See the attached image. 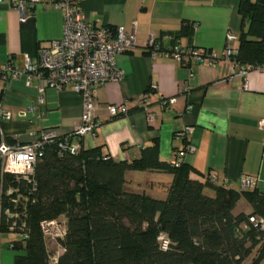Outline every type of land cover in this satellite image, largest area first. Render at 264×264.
I'll use <instances>...</instances> for the list:
<instances>
[{
	"label": "crops",
	"instance_id": "1",
	"mask_svg": "<svg viewBox=\"0 0 264 264\" xmlns=\"http://www.w3.org/2000/svg\"><path fill=\"white\" fill-rule=\"evenodd\" d=\"M19 1V0H16ZM51 0H24L25 17L12 0H0V63L11 61L22 66L27 59L36 61L38 50L63 32V12L52 7ZM85 19L95 26L122 27L135 31L136 46L118 53L116 65L124 71L119 82H106L96 89V120L93 134L83 137V149L101 146L114 162L138 159L141 150L158 143L159 160L171 163L175 151L190 145L192 152L182 156L189 166L188 178L205 183L214 175L220 185L238 189L240 177L264 186V66L250 68L245 76L242 66L225 56L227 42L238 48L242 22L240 0H77ZM255 1V0H252ZM182 26L190 32L177 36ZM228 35L234 39L227 41ZM151 36L159 45L154 51L146 45ZM194 47L209 50L216 62H193L190 67L175 60L170 53L177 48ZM5 85V88H3ZM38 81L30 85L25 77L7 75L0 80L3 89L0 108L10 110L9 120L0 121V137L8 144L30 142L32 133L44 128L65 135L81 123L82 100L71 88H46L44 105L36 100ZM156 88H150L151 86ZM148 112L140 99L146 91ZM175 97L164 106L163 98ZM33 103L26 118L19 113ZM126 103L127 115L110 117L108 104ZM148 113H152L149 120ZM185 126L193 131L185 138L176 134ZM158 170L126 171L125 189L129 182ZM211 184V183H210ZM214 191L204 188L203 193ZM137 193V192H136ZM148 195V194H147ZM208 195V194H207ZM10 233H0V264H13V249L8 247Z\"/></svg>",
	"mask_w": 264,
	"mask_h": 264
},
{
	"label": "trees",
	"instance_id": "2",
	"mask_svg": "<svg viewBox=\"0 0 264 264\" xmlns=\"http://www.w3.org/2000/svg\"><path fill=\"white\" fill-rule=\"evenodd\" d=\"M239 10L246 25L230 60L264 66V3L240 0ZM189 33L182 26L177 36ZM158 153L154 141L138 159L117 163L101 146L59 155L50 144L28 179L2 172L0 164V233L11 234L13 264H260L264 232L248 218L264 215V188L200 183L188 178V165L162 162ZM131 170L172 174L166 199L127 191L124 174ZM15 188L25 201L15 203L8 193ZM241 196L250 212L234 211ZM60 217L65 228L55 240L62 251L51 262L43 223ZM160 232L169 238L166 250L157 241Z\"/></svg>",
	"mask_w": 264,
	"mask_h": 264
},
{
	"label": "built area",
	"instance_id": "3",
	"mask_svg": "<svg viewBox=\"0 0 264 264\" xmlns=\"http://www.w3.org/2000/svg\"><path fill=\"white\" fill-rule=\"evenodd\" d=\"M36 0H30L31 5ZM13 5L20 11L21 18L25 17L24 0H12ZM52 7L61 9L63 12V32L59 39L52 40L48 45L39 48L36 61H27L22 66H15L11 61L0 63V80H5L7 75L12 77H25V82L30 85L36 79V100L42 107L44 105V92L46 88L62 90L71 88L77 92L82 100V113L80 125L68 134L60 135L54 129L44 128L32 133L30 142H18L8 144L1 134L0 137V164L4 173L28 179L32 176L36 163L44 156L45 148L50 144H56L58 154L69 152L78 154L83 149V137L93 134L99 123L96 120L97 102L95 100L96 89L109 81L119 82L124 78V71L116 65L115 57L118 53L132 50L136 46L135 31L125 32L122 27L95 26L85 19L77 0H51ZM234 39L228 35L227 41ZM146 45L155 53L159 45L149 36ZM237 52L227 42L225 56L230 57ZM170 55L177 61L190 67L189 76H193L191 67L193 62L206 61L209 64L216 62V57L209 50H201L194 47L174 49ZM253 66H246L239 71L245 76ZM150 88H156L151 86ZM147 90L141 97L140 104L143 111L148 112ZM175 97L163 98V105H171ZM34 109V104L26 106L19 113L20 117L26 118L27 114ZM106 109L110 117L127 115L129 108L126 103L108 104ZM13 113L10 110L0 108V121L9 120ZM152 120V113H148ZM259 128L264 131V119L259 122ZM193 128L185 126L177 132L178 137L185 138ZM194 148L190 145L182 151H175L171 164L178 166L182 163V156L186 152H192ZM206 182L215 184L216 177L208 175ZM228 181L224 180L219 186L228 189ZM256 183L248 177H240L238 189H253ZM264 186V184H262ZM249 222L264 232V215H250ZM54 224L55 221L43 224ZM45 232V230H44ZM22 235L21 233H16ZM157 241L162 250L169 247L170 241L164 232H160Z\"/></svg>",
	"mask_w": 264,
	"mask_h": 264
},
{
	"label": "rangeland",
	"instance_id": "4",
	"mask_svg": "<svg viewBox=\"0 0 264 264\" xmlns=\"http://www.w3.org/2000/svg\"><path fill=\"white\" fill-rule=\"evenodd\" d=\"M173 176L170 173L160 172V173H147L144 176L129 182L133 191L142 194H148L149 196L164 200L167 197V187L172 183ZM13 193L15 203L25 201V194L21 192V190L15 188L13 190H9L8 193ZM208 195H211V191H206ZM235 212L244 211L250 212L251 206L247 200L243 196L239 197L236 202ZM17 215V213L12 214ZM43 228L45 230V241L47 244V250L49 253L50 261H55L58 254L61 253V248L56 243L57 236H61L63 234L65 228V218L60 217L58 221H55L54 224H43ZM19 233V232H17ZM20 237V235H18ZM23 242H21L22 244ZM14 251V250H13ZM15 253V251H14ZM254 255V252L253 254ZM250 260L246 261L248 263ZM245 263V264H246ZM260 264H264V259L260 261Z\"/></svg>",
	"mask_w": 264,
	"mask_h": 264
},
{
	"label": "water",
	"instance_id": "5",
	"mask_svg": "<svg viewBox=\"0 0 264 264\" xmlns=\"http://www.w3.org/2000/svg\"><path fill=\"white\" fill-rule=\"evenodd\" d=\"M262 3H264V0H260ZM3 88H5V85H3ZM3 89L0 91V102H1V99H2V94H3Z\"/></svg>",
	"mask_w": 264,
	"mask_h": 264
}]
</instances>
